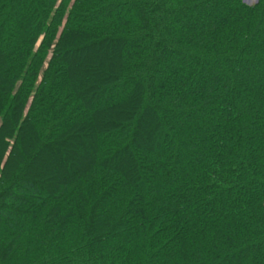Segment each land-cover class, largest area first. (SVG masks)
<instances>
[{"label":"trees","instance_id":"1","mask_svg":"<svg viewBox=\"0 0 264 264\" xmlns=\"http://www.w3.org/2000/svg\"><path fill=\"white\" fill-rule=\"evenodd\" d=\"M0 264H264V0H0Z\"/></svg>","mask_w":264,"mask_h":264},{"label":"rangeland","instance_id":"2","mask_svg":"<svg viewBox=\"0 0 264 264\" xmlns=\"http://www.w3.org/2000/svg\"><path fill=\"white\" fill-rule=\"evenodd\" d=\"M86 53H83V54H81V55H85ZM76 60L77 61H80V57L78 56L77 58H76ZM79 64H80V62H79ZM78 64V65H79ZM95 66H98V63H96L95 61H91L90 63H89V65H88V68H91V69H93V68H95Z\"/></svg>","mask_w":264,"mask_h":264},{"label":"snow or ice","instance_id":"3","mask_svg":"<svg viewBox=\"0 0 264 264\" xmlns=\"http://www.w3.org/2000/svg\"><path fill=\"white\" fill-rule=\"evenodd\" d=\"M67 162V161H66ZM72 163H76V164H79V163H84V161H79V160H74V161H71Z\"/></svg>","mask_w":264,"mask_h":264}]
</instances>
